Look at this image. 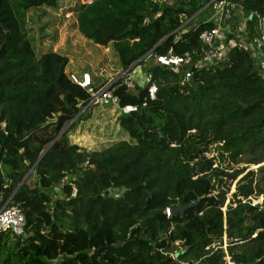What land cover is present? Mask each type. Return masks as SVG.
<instances>
[{"label":"trees","instance_id":"16d2710c","mask_svg":"<svg viewBox=\"0 0 264 264\" xmlns=\"http://www.w3.org/2000/svg\"><path fill=\"white\" fill-rule=\"evenodd\" d=\"M207 2L63 4L86 41L109 47L119 75L151 73L143 86H111L119 138L87 151L70 133L93 96L70 79L69 57L46 48L45 37L38 45L27 28L30 13L46 16L65 0H0V194L26 219L24 236L0 233L1 264H227L224 235L235 264H264V80L256 60L236 48L183 84L187 67L174 72L145 59L198 51L207 25L180 43L172 33L181 13L192 17ZM242 6L264 14V0ZM247 29L255 38L252 21ZM92 77L97 91L112 81ZM233 184L234 207L223 212L217 195ZM218 238L222 248L206 250Z\"/></svg>","mask_w":264,"mask_h":264},{"label":"built area","instance_id":"2783aa9c","mask_svg":"<svg viewBox=\"0 0 264 264\" xmlns=\"http://www.w3.org/2000/svg\"><path fill=\"white\" fill-rule=\"evenodd\" d=\"M178 0H151L152 4L162 8L165 4ZM181 1V0H179ZM183 1V0H182ZM189 2V0H188ZM206 14L205 19H200L202 14ZM160 12L156 14L159 16ZM254 20V21H253ZM148 18L144 22H147ZM252 21L255 25L256 37L249 39V30L247 29V22ZM179 26L172 33L175 37L174 42L180 43L186 38L190 31L197 29L199 23L207 25L198 36L201 47L193 54L178 55L174 53V49L170 48L166 54L157 55L149 53L145 59L152 65L171 69L174 72H180L187 67L184 76L183 84L190 82L193 77V71L204 70L221 65L227 60L228 54L240 48L249 51L252 57L256 60L259 71L264 80V14L260 12H250L245 14L243 11L242 0H209L207 4L194 16L188 17L186 13L179 15ZM105 51H109V47H100ZM136 69L133 72L127 70L120 75L108 76L106 69L101 68L96 76L111 78L112 81L100 90H96L93 85V77L90 73H83L81 76L70 74V79L81 88L86 89L89 94L93 96L92 101L88 105L93 107L96 105H105L110 101L117 107L118 101L112 100L111 86L118 80H121L122 85L133 88L134 84L142 81L145 78L143 85L150 83L151 73H138ZM139 74V76L137 75ZM137 79V80H136ZM156 86L149 87V94L154 98ZM86 109V108H84ZM136 107L127 106L123 109L124 112L135 110ZM83 112V111H82ZM1 170V165H0ZM12 196L4 200L3 195L0 194V233H8L11 239L22 237L25 235L26 219L18 206L12 205ZM170 215V210H167ZM225 240L223 249L226 254L227 264H235L228 257L227 253V237L223 236ZM220 238L214 243L206 247V250H212L214 253L222 248L219 245ZM1 264V262H0ZM187 264V263H180Z\"/></svg>","mask_w":264,"mask_h":264},{"label":"rangeland","instance_id":"374dc122","mask_svg":"<svg viewBox=\"0 0 264 264\" xmlns=\"http://www.w3.org/2000/svg\"><path fill=\"white\" fill-rule=\"evenodd\" d=\"M72 3L73 0H66V3L60 4L58 9L48 10L46 16H43L42 11L30 13L27 23L30 36L38 45H40L39 39L45 37L43 45L46 48L51 47L57 52L66 54L70 60L67 66L69 74L80 76L88 72L92 75V73L104 68L108 76L115 74L118 76L119 73H116L118 69L112 63L114 61L112 51H105L103 48L86 41L73 27L75 24L74 17L64 13L63 4L69 6ZM205 16V13L202 14L199 20L205 19ZM44 24H46V28L41 32L40 29ZM137 70L139 72V68ZM116 111L117 107L111 102L101 106H93L87 117L78 120L77 125L71 130L70 140L87 151H92L102 144L117 140L119 129L115 128ZM256 168L257 166H250L249 170ZM235 187L236 185L233 184L229 194L217 195L223 212L234 207L231 194L235 192ZM257 200L261 202L262 198Z\"/></svg>","mask_w":264,"mask_h":264},{"label":"water","instance_id":"95a60500","mask_svg":"<svg viewBox=\"0 0 264 264\" xmlns=\"http://www.w3.org/2000/svg\"><path fill=\"white\" fill-rule=\"evenodd\" d=\"M254 21V20H253ZM167 39V38H166ZM135 67V65L133 66ZM145 82V78L142 79V81L139 82V85L143 86V83ZM197 205V202H194L188 206H180L179 208L175 210H170V213H183L185 209H188L189 207H194ZM114 246H109V247H100L98 249L93 250L91 254V259L97 260L99 259L103 254L108 253L110 250L113 249ZM183 252V251H182ZM180 252V253H182ZM178 254H176L177 256Z\"/></svg>","mask_w":264,"mask_h":264},{"label":"crops","instance_id":"0c3cea01","mask_svg":"<svg viewBox=\"0 0 264 264\" xmlns=\"http://www.w3.org/2000/svg\"><path fill=\"white\" fill-rule=\"evenodd\" d=\"M81 1H82L83 3H85V2H90L91 0H81ZM65 2H66V0H65ZM74 4H75V0H73L72 5H74ZM137 71H138V70H136V72H137ZM117 72H119V70H117L116 73H117ZM136 72H135V73H136ZM139 73H141V72H139ZM96 74H97V72L94 73L95 76H96ZM141 74H142V73H141ZM141 74H140V75H141ZM137 75L139 76V74H137Z\"/></svg>","mask_w":264,"mask_h":264}]
</instances>
